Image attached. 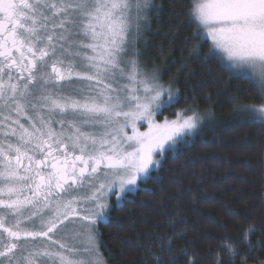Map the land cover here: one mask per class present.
Segmentation results:
<instances>
[{
  "label": "snow or ice",
  "instance_id": "1",
  "mask_svg": "<svg viewBox=\"0 0 264 264\" xmlns=\"http://www.w3.org/2000/svg\"><path fill=\"white\" fill-rule=\"evenodd\" d=\"M131 7L129 0H0V103L13 125L0 143V230L7 237L0 264H23L15 260L22 238H51L69 227L87 237L90 251L109 199L132 194L160 167L157 156L198 128L194 113L156 120L158 110L172 107L163 100L167 91L171 101V91L126 60L133 55L125 16ZM189 14L210 38L212 58L253 84L256 102L244 105L242 115L264 127V0H191ZM121 65L135 81L123 94L108 87ZM40 112L46 114L37 120ZM80 191L84 201L72 200ZM25 216L30 223L22 226ZM74 216L79 221H70ZM53 255L59 264H92ZM231 255L238 264L256 259Z\"/></svg>",
  "mask_w": 264,
  "mask_h": 264
},
{
  "label": "trees",
  "instance_id": "2",
  "mask_svg": "<svg viewBox=\"0 0 264 264\" xmlns=\"http://www.w3.org/2000/svg\"><path fill=\"white\" fill-rule=\"evenodd\" d=\"M190 2L151 0L136 58L177 92L163 116L211 118L99 224L107 264H238L233 252L264 260V127L242 115L255 89L212 58Z\"/></svg>",
  "mask_w": 264,
  "mask_h": 264
},
{
  "label": "rangeland",
  "instance_id": "3",
  "mask_svg": "<svg viewBox=\"0 0 264 264\" xmlns=\"http://www.w3.org/2000/svg\"><path fill=\"white\" fill-rule=\"evenodd\" d=\"M79 2H80V0H67V3L69 5H75L76 3H79ZM150 2H151V0H129V3L132 5V7L129 11L125 12V16L130 18V29L128 30V34H127V47L133 53V55L130 57H127L126 60L127 59L133 60V61H135V63L137 65L140 66L139 67L140 76L146 75L149 78H155L156 83L163 86L166 90H170L171 91V101L168 100L167 91H166L165 96L163 97V100L165 102H169L172 104V103H174V101L176 100V97H177L176 90L171 85L164 83L162 81V79L160 78V76L156 72H149V70L145 69L144 66H142L141 63L136 58L137 53H139V50L137 48V44L139 42L140 35L143 32L142 24L146 19V12L144 13V17L142 15V12L146 7H148ZM136 3H139L141 5H147V6L141 7L139 10H137V8L135 7ZM103 22L104 21L102 18L101 23H103ZM196 23L198 24V21H196ZM199 28L202 31V33H201L202 37L207 39L209 41V43L212 45L210 38H208L206 36V33L203 31L202 27H199ZM100 43L103 44V41H101ZM121 69L123 70V74L121 72ZM110 71H111V69H110ZM127 71H128V69L126 67H124V65H121L120 68H118L116 70L114 76H109V80H112V83L108 84V81H104V83L108 84V87H110V88H113V89L119 88L121 94H123V90L125 87H127L129 91L133 90V88L135 86V81L132 83H129L127 76H126ZM141 95H143L142 89H141ZM9 107H11V106L9 105ZM29 111H31V110H29ZM163 111H164L163 108L158 110L156 117H155L156 120L158 122H161V123L165 119H167V120L179 119L181 114L190 115L186 111H181V112L177 113L176 115H174L173 117L172 116L166 117V116H163ZM161 112H162V114H161ZM44 114H46V113L40 112L36 116V119L39 120V116L44 115ZM194 114L199 119L198 128L196 129L195 132H193L191 134H186L184 137L179 138V140H184L186 137L192 136L193 134L198 132L203 127V125L209 120V118H211V115L208 113L194 112ZM160 116H161V118H160ZM7 117H8V108H4L3 103H0V132L3 134H6V129L13 127L12 124L6 123ZM21 122H24V121L22 120ZM26 126H27V124H26ZM138 126L140 127V131H146L147 130L146 122L141 121ZM128 132H129V134H131L130 127L128 129ZM65 134H69L67 128H65ZM17 135H18V132H17ZM179 140H178V142H179ZM174 145H172L171 148ZM167 151H168V149H166V151L163 153V155ZM162 156H157V159L159 160V162H161ZM155 169L156 168L154 167L153 169L150 170L151 174L154 172ZM140 183L141 182H138V185L133 192H135L138 189ZM85 187H87V185H85ZM67 198L68 197H65V199H67ZM71 199L74 201H84L83 191H80V193L76 196H72ZM124 200H125V198H121V200L119 201V203H117V205L122 203ZM115 202H118V201L114 198H110L109 199V207L103 213L102 219H97V221L94 225V232L92 234L95 238L94 239V247H92L90 251H85V248L88 247L87 237L84 234L80 233L78 228L69 227V228L65 229L64 232L62 233V234L66 233L67 241H68L66 243L65 238L62 237L61 241L65 245V247L63 249L60 248V245L59 246H52V247L42 246L41 248L37 247V248H34L35 251H33V253H30L26 257L27 261H29L31 264H59L58 258L55 255H53L54 253L59 252V253H62L63 255H65L71 259H74V260L78 259V258H87L88 260H90L92 262V264H107L105 258L103 257V255L101 253V250H100L98 226L100 223H104L108 220L109 213L112 209V205ZM80 207H83L82 203L80 204ZM79 219L80 218L78 216H74V217L70 218V221H79ZM70 221H65V223H70Z\"/></svg>",
  "mask_w": 264,
  "mask_h": 264
},
{
  "label": "flooded vegetation",
  "instance_id": "4",
  "mask_svg": "<svg viewBox=\"0 0 264 264\" xmlns=\"http://www.w3.org/2000/svg\"><path fill=\"white\" fill-rule=\"evenodd\" d=\"M4 136H5V134L0 132V143L4 142ZM117 203H119V202L113 203L112 207L114 205H117ZM2 215H3V213L0 212V216H2ZM5 219H6V223H8V224L11 223V221L8 220L7 217H5ZM27 223H30V221H28L27 217L25 216L22 219V226L24 224H27ZM62 237L65 238L66 243H67L68 241H67L66 233L65 234H58V235L52 236L51 238L43 237V236L39 237L35 240H33L32 238H26L27 242H25V238H22L21 241L19 242V251L17 253V256L15 257V260L17 262L22 261L23 264H31L29 261H27L26 257L30 253H33V251H35L34 248H37V247L41 248L42 246H49V247L59 246L62 243V241H61ZM6 239H7L6 233H2V230H0V250H2L4 248V244H5ZM53 240H56L57 242L53 243ZM14 251H16V250H14Z\"/></svg>",
  "mask_w": 264,
  "mask_h": 264
}]
</instances>
